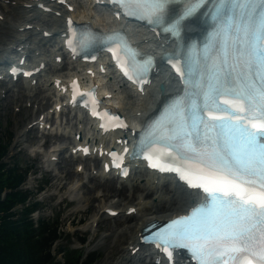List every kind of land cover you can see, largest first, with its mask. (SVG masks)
I'll return each mask as SVG.
<instances>
[{
	"label": "snow or ice",
	"instance_id": "snow-or-ice-1",
	"mask_svg": "<svg viewBox=\"0 0 264 264\" xmlns=\"http://www.w3.org/2000/svg\"><path fill=\"white\" fill-rule=\"evenodd\" d=\"M116 2L129 8L128 15L146 10L157 21L169 5H183L166 29L178 35L182 21L205 0ZM216 15L226 22L217 35H223L232 63L226 59V66L213 72L204 93L205 107L226 114L193 117L194 130L195 123H200L215 131L212 147L201 151L186 146L199 167L181 171L150 165L177 172L189 188L203 189L208 206H198L188 216L171 220L153 234L154 242L169 258L170 248H187L197 264H264V143L260 142L264 138V0H218ZM109 51L116 58L117 51ZM221 96L231 98L221 100ZM92 99L96 103L94 96ZM195 139L202 143L199 134ZM209 139L204 136L205 141Z\"/></svg>",
	"mask_w": 264,
	"mask_h": 264
},
{
	"label": "bare ground",
	"instance_id": "bare-ground-1",
	"mask_svg": "<svg viewBox=\"0 0 264 264\" xmlns=\"http://www.w3.org/2000/svg\"><path fill=\"white\" fill-rule=\"evenodd\" d=\"M5 1L6 0H0V14L4 17H0V26L3 28V31L0 33L1 63H6L7 60H10L13 53L19 56L24 55L31 59L35 66L41 61H45L46 68L44 74L38 79L35 85H32V83L29 85H20L22 90H29L30 92H32L33 89L42 91L44 87L48 90L53 88L52 84L54 79L50 77L48 73L60 69L61 63L58 64L55 62L56 56L61 55L63 59L65 57L61 47L57 48L56 52H54L52 50L53 47L50 49L49 46H53L50 45V42L61 36L65 30L66 15H71L77 23L90 21L94 26L100 25L105 27L113 22V19L107 14H101L99 18H95L91 10L93 8L90 6L91 0H68L75 5L76 9L74 12H69L65 5L58 4L55 0ZM38 2H42L48 6H54L55 10L62 13V16H56L54 12H43L37 7ZM28 5L30 7H28ZM125 28L132 39L137 41L140 47L151 51V53H155V51H153L155 47L167 45V36L155 40H147L149 35L144 33L140 28H135L134 32L129 26H125ZM185 28L200 31L197 24L185 23ZM44 31H49L50 37H45L43 35ZM157 68L158 73L154 77L160 76V70L162 69L161 64H159ZM78 71H80L79 66ZM60 78H62V75H60ZM162 78L164 79L165 76ZM110 86L115 101L113 102V100H110L107 102L105 100L103 103L108 107L111 105L118 109L127 122L132 117L142 119L144 115L152 111L154 106L158 104V94L149 87H146V92L144 93L146 97H141V93L136 95V93H133L124 82L112 81ZM173 88H175L174 84L172 82H167L165 91L173 90ZM7 91H9V89ZM28 92L27 97L30 98L29 100L32 103L28 101L30 105L27 104L28 109H23V111L27 113L28 116L31 115L30 111L32 114L33 111H35V113L38 112V114L36 118L31 121L32 124L26 131L23 129L16 134L17 142H21L24 137L27 138L30 132L33 134L34 132L36 133L40 124H45L51 119L45 109H41L45 105V102L43 104L39 102V106L33 104L36 102L38 96H35V94L29 95ZM41 98L42 100H47L50 97L44 95ZM30 106H34L35 108L29 109ZM20 110L19 107V111ZM39 115H43L42 120L39 119ZM79 121H84V117L79 118ZM79 121L74 125L68 123L62 135L58 137H63L65 140L72 142L75 140L76 134H80L81 136L82 126L79 125ZM82 128L84 129V127ZM44 132L46 131L44 130ZM48 132L50 131H47V133ZM124 134H126L125 131H120L116 134V137H122ZM81 138L83 139L84 137L81 136ZM63 157L62 151H60V149H55L47 155L46 159L47 166L53 167L58 165L57 171L51 173L53 180L52 184L58 190L67 188V183L72 177L79 176V174L88 169V164L84 162L82 171H71V162L74 159L70 158V160H66L65 157ZM84 159H88V157ZM93 161L95 166L99 164V160L96 156L93 157ZM87 177L89 178L90 184L84 182L79 186V190L82 189V193L87 195V198L81 202L77 210L78 212L84 213L88 210L91 211V215L88 218L89 221L84 224L85 228L92 231L91 239H94L102 229V222L107 217V208H112L121 212L117 214L119 222L109 228V232L102 235L99 239V245L103 246L105 249V256L101 260L102 264H157V262L152 261V257L149 255L150 252L147 251L148 248L145 246L140 247L136 254L132 253L134 247L138 245L137 241L140 231L148 221L164 220L167 217L186 211L198 197L196 191L185 189L168 176L156 175L155 173L142 170L139 165L138 169H133L126 179H115L114 176L110 174L104 176L102 169L98 172L96 171L92 175L88 174ZM117 182L119 183L118 185ZM98 189H100L101 192H98ZM132 192H135L136 195L131 202L130 196ZM95 200L99 201L97 205H94ZM106 201L108 204H106ZM130 207H135L136 212L126 214V211ZM147 259H149V262H147ZM158 264L164 263L160 262Z\"/></svg>",
	"mask_w": 264,
	"mask_h": 264
},
{
	"label": "rangeland",
	"instance_id": "rangeland-1",
	"mask_svg": "<svg viewBox=\"0 0 264 264\" xmlns=\"http://www.w3.org/2000/svg\"><path fill=\"white\" fill-rule=\"evenodd\" d=\"M7 1L8 0L5 2ZM92 12L94 13V10H92ZM0 17L4 18L2 14H0ZM2 31L3 28L0 26V33ZM69 70L71 69L63 67L55 70L56 72H50L63 76L69 74ZM20 85L22 86V84L14 85L12 87H9L8 85L0 86V145L7 144L8 148L3 160L8 163H17L19 170L21 171L29 170V175H27V179L24 181L22 189L26 190L30 196H34L35 193V197L32 198L33 200L31 199L32 202L34 200L40 201L37 205L38 211L32 214L34 220L44 218L48 219L50 224L59 226L60 239L57 240V244L51 249V252L57 257V259L62 260V257L58 255L57 251L59 248L63 247L69 251L75 250L76 252H80L81 255L83 253L84 255H86V253H94L96 260L93 264H100L101 260L105 256V249L103 246L99 245V239L102 235L107 234L109 232V228L118 223L119 220L117 219V216L112 218L106 217V219L102 222V229L98 232L94 239H91L92 231L84 226V224L89 221L88 218L91 215V211L88 210L89 212L87 211L84 213L78 212L77 210L81 202L87 198V195L82 193V189L79 190V186L84 182L90 184L87 175L96 170L100 171V165L98 164L95 166L93 159L90 158L84 159L82 162L78 163L77 159L73 160L71 162V171L77 170V164L83 166L84 162L88 164V169L79 174V176L72 177L67 183V188L61 190L56 189L52 184L53 180L51 173H55L57 171L58 165H55L54 171L46 173L44 172V164L47 159V155L51 153L54 148L51 147V145H58L67 141L63 137L58 136L62 135L63 130L67 128V120L70 119L69 121L72 122L71 125L76 124V121H73L74 113H62V117L59 116V118L58 116H53V120L50 119L47 121V123L52 122L53 126L50 131L53 132V134L48 138V140H46L45 145L42 144L45 139H43L41 133H38V131L36 133L34 132V134L30 132L27 137L28 139L24 137L21 142H17L16 134L23 129L26 131L29 128L27 127V124L38 114V112L35 113V111H33L32 114L30 111L31 115L28 116L27 113L23 111V109H28L27 104L30 105L28 103L30 98L27 97V92L29 90H22ZM8 89L9 91H7ZM28 93L29 95L35 94V96H38L36 102L33 104H37V106H39V102L41 104L45 102V105L41 109H45V111H47L48 109L51 110L53 108L52 105L55 101V97L51 90L44 87V90L42 91L39 89H33L32 92L29 91ZM44 95H48L51 99L42 100L41 97ZM30 103L32 102L30 101ZM19 107L21 109L20 111ZM31 108L35 107L30 106L29 109ZM83 122L84 121H82V123ZM41 145L42 147H40ZM34 150H38L39 153H35ZM64 150L62 151V157L64 156L66 160H70L72 157H69L68 155L69 150ZM46 152H48L47 155ZM118 184L119 183L117 182V185ZM39 187H42V192H39ZM99 190L100 189L97 191L101 192V190ZM135 195V192H132L130 196L131 202ZM98 203V200L94 201V205H97ZM106 204H108L107 201ZM81 238H85V241H81L84 243L79 241Z\"/></svg>",
	"mask_w": 264,
	"mask_h": 264
},
{
	"label": "trees",
	"instance_id": "trees-1",
	"mask_svg": "<svg viewBox=\"0 0 264 264\" xmlns=\"http://www.w3.org/2000/svg\"><path fill=\"white\" fill-rule=\"evenodd\" d=\"M7 149V144L0 145V264H93L94 253L81 255L62 247L59 260L51 252L60 239L59 226L44 218L33 220L38 202L22 189L27 170L3 160Z\"/></svg>",
	"mask_w": 264,
	"mask_h": 264
}]
</instances>
